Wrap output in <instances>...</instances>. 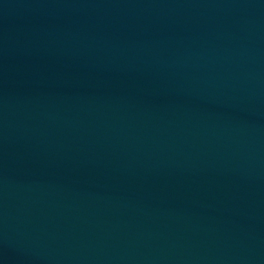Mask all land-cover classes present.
I'll return each mask as SVG.
<instances>
[{
	"label": "water",
	"instance_id": "water-1",
	"mask_svg": "<svg viewBox=\"0 0 264 264\" xmlns=\"http://www.w3.org/2000/svg\"><path fill=\"white\" fill-rule=\"evenodd\" d=\"M0 264H264V0H0Z\"/></svg>",
	"mask_w": 264,
	"mask_h": 264
}]
</instances>
